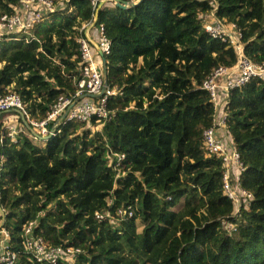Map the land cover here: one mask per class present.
<instances>
[{"label":"trees","instance_id":"16d2710c","mask_svg":"<svg viewBox=\"0 0 264 264\" xmlns=\"http://www.w3.org/2000/svg\"><path fill=\"white\" fill-rule=\"evenodd\" d=\"M62 4L30 32L0 42V94H19L38 119L75 94L86 64L78 40L97 7ZM20 5L0 0V17ZM211 13L236 25L246 57L264 61V0H141L126 9L108 1L96 26L111 40L110 118L68 123L43 143L21 120L15 143L2 114L0 207L15 264H264V80L222 99L244 164L241 184L253 195L238 211L224 192L223 159L204 141L219 106L203 83L239 57L230 38L205 30ZM95 125L101 130L92 134ZM118 208L133 217H118ZM30 222L34 239L80 251L73 260L37 262L25 246Z\"/></svg>","mask_w":264,"mask_h":264},{"label":"built area","instance_id":"2783aa9c","mask_svg":"<svg viewBox=\"0 0 264 264\" xmlns=\"http://www.w3.org/2000/svg\"><path fill=\"white\" fill-rule=\"evenodd\" d=\"M62 1L69 0H21L16 14H5L0 17V42L14 39L12 36L14 33L30 32L37 24L46 20L52 12L62 9L58 8ZM100 1L92 0L93 6L97 7ZM231 27L236 28V25L232 24ZM205 29L215 38L225 41L230 37L236 42L230 31L225 29L223 21L206 22ZM92 34L96 38L98 52L101 56L96 58L95 48L90 39L81 35L78 41L82 58L86 64L83 67L78 89L73 95L60 96L44 118L34 117L19 94H0V118L4 114L6 133L12 141L18 142V135L24 131L20 124L21 120L25 126H28L30 138L35 142H41L46 138L60 134L62 127L68 123H85L94 119L99 122L110 118L112 111L109 108V102L117 94V91L116 88L108 85L106 73L98 60L111 52V40L107 37L103 24L92 29ZM238 50L239 57L235 67H219L203 83V88L210 92L216 107L219 106L216 110L215 126L205 130V145L210 153L217 154L223 159L224 192L237 204V210L243 203L249 206L253 195L241 184L244 164L240 152L235 147L231 132L225 128L226 113L224 102L220 98L222 97L224 100L229 98L233 89L248 83L253 78L264 80V61L258 63L246 57L241 45L238 46ZM124 158V154L118 155L119 161ZM1 160L4 162L5 158L1 157ZM116 213L118 217H133L134 215L131 208H118ZM106 215L109 216V213H97L99 219H103ZM1 220L0 212V222ZM34 225L35 222L29 223L25 228L24 237L25 246L32 249L37 262L57 263L62 259L73 260L80 251L74 247H50L43 238L34 239L32 237ZM230 226L232 224L227 223V227L230 228ZM10 239V232L4 226L0 228V264H15L18 259V253L12 249Z\"/></svg>","mask_w":264,"mask_h":264},{"label":"water","instance_id":"95a60500","mask_svg":"<svg viewBox=\"0 0 264 264\" xmlns=\"http://www.w3.org/2000/svg\"><path fill=\"white\" fill-rule=\"evenodd\" d=\"M108 1H113L117 6L123 8V9H126L128 7L127 5V1L126 0H101L98 4V7H97V10H96V13H95V17H94V20L91 24L88 25L86 31H85V34L86 36L89 38V31L91 30V28L95 27L98 23V18H99V11L100 9L102 8V6L104 4H106V2ZM141 1V0H140ZM98 49V48H97ZM99 50V49H98ZM105 72H106V68H105ZM0 212H1V215H2V220L0 222V228H2L4 226V223H5V218H6V212L5 210L0 207Z\"/></svg>","mask_w":264,"mask_h":264},{"label":"clouds","instance_id":"9594fccd","mask_svg":"<svg viewBox=\"0 0 264 264\" xmlns=\"http://www.w3.org/2000/svg\"><path fill=\"white\" fill-rule=\"evenodd\" d=\"M127 1V5H128V7L130 6V5H135V4H137L140 0H133V2H130V0H126ZM99 4V3H98ZM98 7V6H97ZM127 7V8H128ZM97 9V8H96ZM212 14V19H211V21H208V22H213V21H215V20H218V19H216L215 18V16H214V14L213 13H211ZM221 21V20H220ZM225 23V22H224ZM206 24V23H205ZM225 25L230 29L229 31H230V33H231V35L236 39V42H234L233 41V39H231L230 37H228V38H230L231 40H232V42H234V43H236L238 46H240V44H239V42H238V40H239V37H240V32H237L234 28H232L231 27V25H228V24H226L225 23ZM99 26V25H98ZM88 27V26H87ZM87 27H86V29H87ZM97 26H95V27H93V28H91V30L92 29H95ZM206 30V29H205ZM86 31V30H85ZM15 33L12 35L13 37H14V39L16 38L15 36ZM85 36H86V34H85ZM14 39H11V40H3V41H12V40H14ZM2 42V41H1ZM95 48V47H94ZM96 49V48H95ZM98 50V49H97ZM99 51V50H98ZM101 56V55H100ZM101 59L103 60V69H104V71H105V68H106V63H105V56L103 57H101ZM106 77H107V68H106ZM35 142V141H34Z\"/></svg>","mask_w":264,"mask_h":264},{"label":"rangeland","instance_id":"374dc122","mask_svg":"<svg viewBox=\"0 0 264 264\" xmlns=\"http://www.w3.org/2000/svg\"><path fill=\"white\" fill-rule=\"evenodd\" d=\"M60 6L61 7H63V4H62V2H60V4L58 5V8H60ZM73 10V9H72ZM72 10L70 11V12H72ZM97 10V9H96ZM94 17H95V15H94ZM50 19H51V17H50ZM94 20V19H93ZM93 20H92V22H93ZM92 22H90V23H84L83 25H82V28H81V30H86V27L89 25V24H91ZM224 25H225V23H224ZM225 29H228V31L230 30L226 25H225ZM33 32V31H32ZM31 32V33H32ZM94 52H95V54H96V58L98 59V57H100L99 55V52H98V50L97 49H94ZM99 61V60H98ZM101 126H96L95 125V128H93V132H92V134H94L95 132H97V131H100L101 129ZM41 143H43V141H41ZM44 145V144H43ZM239 211V210H238ZM233 226V225H232ZM232 226H230V228L232 227Z\"/></svg>","mask_w":264,"mask_h":264},{"label":"crops","instance_id":"0c3cea01","mask_svg":"<svg viewBox=\"0 0 264 264\" xmlns=\"http://www.w3.org/2000/svg\"><path fill=\"white\" fill-rule=\"evenodd\" d=\"M210 15H212V14H210ZM89 39H90L91 43L93 44V46L97 49L98 47H97V44H96V38H95V36L92 34V30L89 31ZM99 63H100V65L103 66V60H102V59H99ZM222 99H223V98L221 97L220 100H222ZM220 129H221V127H220ZM220 129H219V131H220ZM220 132H221V131H220ZM222 132H223V131H222Z\"/></svg>","mask_w":264,"mask_h":264}]
</instances>
